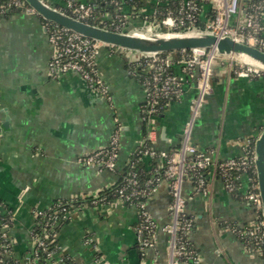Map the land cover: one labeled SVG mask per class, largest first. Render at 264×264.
Segmentation results:
<instances>
[{
    "label": "crops",
    "instance_id": "crops-1",
    "mask_svg": "<svg viewBox=\"0 0 264 264\" xmlns=\"http://www.w3.org/2000/svg\"><path fill=\"white\" fill-rule=\"evenodd\" d=\"M140 1L137 10L130 4L123 9L129 29L142 27L145 17L154 15L155 7L163 3ZM247 1L240 0L231 26L243 24ZM47 4L62 9L65 0H47ZM201 10L199 22L205 24L211 19V4L203 3ZM261 21L264 24V14ZM51 53L39 15L22 9L0 13V121L7 117L10 124L0 135V214L11 210L5 232L13 241V258L22 261L32 250L36 210L49 208L56 200H72L81 203L57 232L60 249L72 264H96L97 255L109 264L168 263L170 235L156 230L149 236L151 246L143 247L135 230L138 213L133 206L116 201L100 209L85 202L118 183L146 133L155 149L172 151L180 146L196 91L194 82H186L183 94L151 119L149 126L142 112L145 90L127 66L135 57L133 52L113 46L99 49L95 68L109 88V99H98L74 72L52 75ZM233 65L228 61L215 64L212 92L189 136L190 144L210 151L216 162L241 156L243 142L255 139L264 129V75L239 76ZM171 70L180 73L179 66ZM117 124L120 146L115 169L80 163V157L108 146ZM143 161L145 169L156 162ZM205 177L207 195L194 190L190 177L182 184L186 212L193 221L189 241L202 264H264V255L228 228L249 224L256 216L253 206L241 197L244 182L232 193L225 190L215 168L205 172ZM168 202L166 182L146 200L159 226L170 222ZM88 236L94 247L85 244Z\"/></svg>",
    "mask_w": 264,
    "mask_h": 264
},
{
    "label": "built area",
    "instance_id": "built-area-1",
    "mask_svg": "<svg viewBox=\"0 0 264 264\" xmlns=\"http://www.w3.org/2000/svg\"><path fill=\"white\" fill-rule=\"evenodd\" d=\"M42 1L47 3V0ZM97 1L65 0V6L60 10L76 19L87 22L88 19H95L94 14L98 7L102 10L103 6L107 4L111 8L114 7L116 14L112 16L107 11H101L98 14V21L103 24L101 27L113 28L116 31L126 28V16L123 9L128 3L125 0H102L100 6ZM249 1V8L244 12V22L240 26L229 24L230 18L239 12L240 0H180L176 15L169 11L161 20L145 17L148 24L140 28L149 32L195 28L201 18V6L208 2L211 4L214 16L205 22L202 27L204 30L218 36H229L236 41L264 50V24L261 21L264 14V0ZM12 9L34 12L24 0H0L1 14ZM44 27L52 47L48 63L50 73L56 75L70 71L76 72L92 90L109 99V88L95 68V58L99 49L101 46L107 45L61 28L51 22L49 25L44 24ZM133 54L135 57L129 61L133 67L131 66L129 73L138 76L145 90L146 100L142 106V112L143 119L149 126L151 119L164 111L172 100L178 99L183 94L184 84L192 81L196 91L189 103V117L183 126L181 144L176 150L166 151L153 148L150 144L149 133H146L142 138V142L136 150L139 154V160L149 158L156 161L151 176L142 185L137 171L133 169V165H130L129 170L122 176L121 182L114 190L116 200L104 202L103 198L95 196L90 206L101 209L116 201L127 206H133L138 213L135 230L143 247L151 246L149 236L156 230H160L170 235V261L166 264H202L201 257L189 241L188 234L192 229L193 221L186 212V200L182 195V184L186 178L190 177L193 180L194 190L207 195L205 172L209 171L210 168H215L225 190L228 192H238L242 187L241 183L244 182L245 186L241 197L253 206L256 216L249 224H235L228 226V228L245 244L264 255V219L254 165L255 139H246L243 142L241 156L219 162L213 159L210 151L198 150L189 143L194 120L200 115L206 98L212 92V62L213 60L225 62L232 57L219 54L214 49L205 48H193L180 54L177 51L138 54V56ZM232 64H234L233 72L239 76L264 74L263 70L243 62ZM173 66L180 67L179 74L171 70ZM118 124L110 137L108 146L94 150L80 157L78 161L86 165L114 170L120 146ZM162 182H166L169 188L168 212L170 222L159 226L147 210L145 203ZM142 197L144 200H141ZM69 201L72 204V200ZM51 209L52 206L35 211L36 221L40 220V229L35 232L33 227L32 250L22 261L13 258V241L5 232L8 224L6 222L1 223L0 264H36L40 259H43L45 264H69L71 262L70 257L61 251L59 243H52L57 238L55 228H57L59 221L70 220L73 208L69 209L68 206L60 203L56 209ZM48 238L51 240L48 241ZM85 244L95 246L91 236L85 238ZM95 262L96 264H109L100 255H97ZM154 264L161 263L155 260Z\"/></svg>",
    "mask_w": 264,
    "mask_h": 264
},
{
    "label": "water",
    "instance_id": "water-1",
    "mask_svg": "<svg viewBox=\"0 0 264 264\" xmlns=\"http://www.w3.org/2000/svg\"><path fill=\"white\" fill-rule=\"evenodd\" d=\"M24 1L42 19L84 37L99 41L107 46L121 48L135 54L174 52L193 48L214 49L222 55L236 58L246 56L259 66L251 63L246 64L254 65L264 71V50L236 41L229 36H218L204 30L202 27L185 28L179 31L160 30L149 32L144 28L135 27L129 29L126 26L123 30L116 31L76 19L60 9L51 7L42 0ZM147 24L148 22H145L144 25L146 26ZM80 78L82 77L80 76ZM82 80L86 83L83 78ZM89 90L98 99L104 98L96 91ZM9 125V118L7 117L2 122L0 121V135L2 130L9 128ZM254 165L264 219V129L254 140Z\"/></svg>",
    "mask_w": 264,
    "mask_h": 264
},
{
    "label": "trees",
    "instance_id": "trees-1",
    "mask_svg": "<svg viewBox=\"0 0 264 264\" xmlns=\"http://www.w3.org/2000/svg\"><path fill=\"white\" fill-rule=\"evenodd\" d=\"M120 1V0H119ZM122 1V0H121ZM179 1L180 0H162V4L161 5H158L155 7L156 9V12L154 13V15L152 16H149L148 19H154V20H161L162 18H164L166 16V14L171 11L173 15H176V11L179 7ZM99 6L101 5V2L102 0H98L97 1ZM125 2H127L128 4H130V6H134L137 10L138 8H140L142 6L141 4V1L140 0H125ZM249 5H250V1H247L246 3V6H245V9L246 11L248 10L249 8ZM18 9H12L10 10L9 12H15L17 11ZM99 10V11H98ZM101 11H107L110 13V15L114 16L116 14L115 12V9L114 7H109L107 4L103 6L102 10L98 9L95 11V19H88L86 20L88 23L90 24H94V25H100V26H103V24L99 23L98 21V14L101 13ZM214 16L213 14V11L211 13V16L210 18L212 19ZM41 18V17H40ZM42 22L43 24H47L49 25V22L42 19ZM204 26V22H198L197 23V27H203ZM113 30V28H110ZM188 50H184V51H177L178 54H180L181 52H187ZM128 68L130 69L132 64H128L127 65ZM133 67V66H132ZM264 75V74H263ZM143 160H139V154L135 151L131 157H130V160H129V163L127 164L126 168H125V171L123 173L122 176H124V174L127 173V171L129 170L130 168V165H133V169L137 171L138 173V176H139V180H140V184L142 185L152 174V171H153V166H154V163L151 164V166L148 168V169H145L144 168V165H143ZM122 180V177L121 179L118 181V183L114 184L113 186L107 188L106 190L100 192L97 197H101L103 198L104 202L109 200V201H114L116 200V193H114V190L115 188L118 186V184L121 182ZM93 197H90L86 200L85 204L86 205H91V201H92ZM141 200H144V198L142 197ZM65 204L66 206H68L69 209L71 208H74V206H77L78 204H80L81 202H78V201H74L72 202V204L70 203L69 200H56L53 205H52V209L51 210H54L57 208L58 204ZM11 210L7 209L5 210L4 212H2L0 214V226H1V223L2 222H6L8 225H10L11 223ZM68 220H60L59 221V224L57 225V228H55V230L58 232V229L59 227ZM40 220H37L34 224V230L35 232L39 231L40 229ZM50 241L51 238H48ZM58 242L57 238L55 239V241L52 243V244H56ZM12 248V247H11ZM36 264H45L44 260L43 259H40ZM69 264H71V262H69Z\"/></svg>",
    "mask_w": 264,
    "mask_h": 264
},
{
    "label": "rangeland",
    "instance_id": "rangeland-1",
    "mask_svg": "<svg viewBox=\"0 0 264 264\" xmlns=\"http://www.w3.org/2000/svg\"><path fill=\"white\" fill-rule=\"evenodd\" d=\"M136 56H138V54H136ZM232 58H228V60H225V61H230V62H232V63H242V61H240L238 58H236V57H234V56H231ZM218 61H216V60H213V62H212V70H213V68H214V66H215V64L217 63ZM247 65H249V64H247ZM251 66H253V67H255V68H258V69H260L259 67H256V66H254V65H251ZM262 70V69H261Z\"/></svg>",
    "mask_w": 264,
    "mask_h": 264
},
{
    "label": "bare ground",
    "instance_id": "bare-ground-1",
    "mask_svg": "<svg viewBox=\"0 0 264 264\" xmlns=\"http://www.w3.org/2000/svg\"><path fill=\"white\" fill-rule=\"evenodd\" d=\"M240 61L244 62V63H251L254 64L256 66H259L258 64H256L255 62H253L252 60H250L248 57L246 56H239L238 57Z\"/></svg>",
    "mask_w": 264,
    "mask_h": 264
}]
</instances>
